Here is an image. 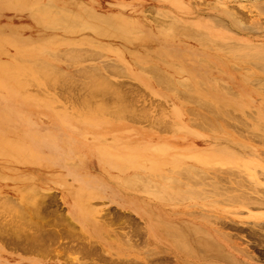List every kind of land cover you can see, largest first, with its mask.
<instances>
[{"label":"rangeland","instance_id":"1","mask_svg":"<svg viewBox=\"0 0 264 264\" xmlns=\"http://www.w3.org/2000/svg\"><path fill=\"white\" fill-rule=\"evenodd\" d=\"M0 65V264H263L264 0H0Z\"/></svg>","mask_w":264,"mask_h":264},{"label":"bare ground","instance_id":"2","mask_svg":"<svg viewBox=\"0 0 264 264\" xmlns=\"http://www.w3.org/2000/svg\"><path fill=\"white\" fill-rule=\"evenodd\" d=\"M239 3H240V2H239ZM260 3H261V2H260ZM32 5H33V4H32ZM34 5H35V4H34ZM252 7H253V6H252ZM243 16H244V15H243ZM169 18H170V17H169ZM58 19H60V18H58ZM250 19H251V18H250ZM253 19H254V18H253ZM63 20H64V18H63ZM239 20H240V19H239ZM242 20H243V19H242ZM65 21H66V20H65ZM67 22H68V20H67ZM76 23H77V22H76ZM260 23H261V22H260ZM241 24H242V23H241ZM232 25H233V24H232ZM162 26H163V25H162ZM165 26H166V25H165ZM177 26H178V25H177ZM177 26H176V28H177ZM181 26H183V25H181ZM229 26H230V25H229ZM72 27H73V26H72ZM179 27H180V26H179ZM192 27H193V26H192ZM261 27H262V26H261ZM104 28H105V27H104ZM200 29H201V28H200ZM178 30H179V29H178ZM176 31H177V30H176ZM241 31H242V30H241ZM208 32H209V31H208ZM126 33H127V32H126ZM131 33H132V32H131ZM191 33H192V32H191ZM191 33H190V35H191ZM198 33H199V32H198ZM240 33H241V32H240ZM132 34H133V33H132ZM188 34H189V33H188ZM194 35H195V34H194ZM201 35H202V34H201ZM248 35H249V34H248ZM195 36H197V35H195ZM195 36H192V37H195ZM205 36H206V35H205ZM192 37H191V38H192ZM200 37H201V36H200ZM212 37H213V36H212ZM203 38H204V37H203ZM94 39H95V38H94ZM192 39H194V38H192ZM211 42H213V41H211ZM106 43H107V42H106ZM217 43H218V42H217ZM165 44H166V43H165ZM219 45H220V44H219ZM216 46H217V45H216ZM247 46H248V45H247ZM219 47H220V46H219ZM230 47H231V46H230ZM230 47H229V48H230ZM208 48H210V47L208 46ZM232 48H233V47H232ZM247 48H248V47H247ZM165 49H167V48H165ZM210 49H211V48H210ZM223 49H225V48H223ZM235 49H236V48H235ZM257 49H258V48H257ZM261 49L263 50V48H261ZM162 50H163V49H162ZM175 50H177V49H175ZM175 50H173L172 52H174ZM179 50H180V49H179ZM228 50H229V49H228ZM248 50H249V49H248ZM248 50H247V51H248ZM79 51H80V50H79ZM160 51H161V50H160ZM165 51H167L166 53L170 54V53L168 52V50H165ZM233 51H234V50H233ZM237 51H238V49H237ZM245 51H246V50H245ZM245 51H244V52H245ZM74 52H75V51H74ZM147 52H148V51H147ZM151 52H152V51H151ZM158 52H159V51H158ZM182 52H183V51H182ZM229 52H230V51H229ZM91 53H92V52H91ZM144 53H145V52H144ZM154 53H155V52H154ZM175 53H176V52H175ZM227 53H228V52H227ZM242 53H243V52H242ZM251 53H252V51H251ZM89 54H90V53H89ZM95 54H96V53H95ZM142 54H143V53H142ZM159 54H160V53H159ZM177 54H178V53H177ZM152 55H153V54H152ZM156 55H158V54H156ZM160 55H161V54H160ZM178 55H179V54H178ZM246 55H247V54H246ZM248 55H249V54H248ZM165 56H166V55H165ZM176 56H177V55H176ZM240 56H241V55H240ZM240 56H239V57H240ZM242 56H243V55H242ZM253 56H255V55H253ZM82 57H83V56H82ZM145 57H147V56H145ZM145 57H144V58H145ZM172 57H173V56H172ZM140 58H142V57L140 56ZM151 58H152V57H151ZM161 58H163V56H161ZM165 58H166V57H165ZM87 59H88V57H87ZM68 60H69V59H68ZM147 61H149V60H147ZM150 61H151V60H150ZM161 61H162V60H161ZM199 61H200V59H199ZM133 62H134V61H133ZM156 62H157V61H156ZM243 62H244V61H243ZM134 63H135V62H134ZM134 63H133V65H134ZM146 63H148V62H146ZM157 63H158V62H157ZM153 64H154V62H153ZM154 66H156V65L154 64ZM157 66H158V65H157ZM135 67H137V66H135ZM140 67H141V66H140ZM158 67H159V66H158ZM112 68H113V67H112ZM115 68H116V67H115ZM159 68H160V67H159ZM141 69H142V68H141ZM16 70H17V71H19V70L22 71L23 68H22V66L19 67V68L16 67V68H14L12 71H16ZM105 70H106V69H105ZM110 70H111V69H110ZM134 70H135V68H134ZM153 70H154V69H153ZM156 70H157V68H156ZM190 70H191V69H190ZM0 71H1V75H4V76H5V74H3V73H6V71H9V69H8L6 66H4V65H0ZM157 71H158V70H157ZM159 71H160V70H159ZM180 71H181V70H180ZM2 72H3V73H2ZM136 72H137V71H136ZM147 72H148V71H147ZM153 72H154V71H153ZM181 72H183V71H181ZM181 72H180V73H181ZM188 72H190V71H188ZM56 73H57V72H56ZM171 73H172V72H171ZM11 74H12V73H10V74H8V75L10 76L11 79H14V77H15L16 74H15V75L13 74L12 76H11ZM120 74H121V73H120ZM133 74H135V73H133ZM157 74H158V73L156 72V75H157ZM100 75H101V74H100ZM135 75H136V74H135ZM66 76H67V75H66ZM127 76H128V75H127ZM136 76H137V75H136ZM99 77H100V76L98 75L97 78H99ZM175 77H176V76H175ZM102 78H103V77H102ZM138 78H139V77H138ZM141 78H142V77H141ZM152 78H153V77H152ZM156 78H157L156 80L159 79V81H160L161 84H162V82H165V81L160 80V78H158V76H157ZM176 78H177V77H176ZM191 78H192V77H191ZM143 79H144V78H143ZM161 79H163V77H162ZM192 79H193V78H192ZM4 80H5V79H0V84H2ZM202 80H203V79H202ZM204 80H205V79H204ZM139 81H140V80H139ZM159 81H157V82H158V85H159ZM177 81H178V80H177ZM194 81H195V80H194ZM174 82H175V81H174ZM181 82H182V81H181ZM151 83H152V82H151ZM171 83H173V82H171ZM177 83H180V81H178ZM183 83H186V82H183ZM183 83H182V84H183ZM187 83H188V81H187ZM202 83H203V81H202ZM202 83H201V84H202ZM94 84H97V83L95 82ZM94 84H92L91 87L89 86V87H90V91L93 93L94 96H95L96 93H99V92H100V93L105 92L106 87H107L106 84H104V86H103V85H102V86H99V85H94ZM161 84H160L159 86H161V87L163 88V85H161ZM5 85H6V84H5ZM76 85H77V84H76ZM173 85H174V84H173ZM185 85H186V84H185ZM196 85H197V84H196ZM64 86H65V85H64ZM129 86H130V85H129ZM169 86H170V85H169ZM180 86L182 87V85H180ZM187 86H188V85H187ZM199 86H200V85H199ZM164 87H165V86H164ZM166 87H167V86H166ZM174 87H175V85H174ZM178 87H179V86H178ZM178 87H177V88H178ZM181 87H180V88H181ZM183 87H184V86H183ZM70 88H71V87H70ZM133 88H134V87H133ZM88 89H89V88H88ZM119 89H120V88H119ZM124 89H125V88H124ZM128 89H129V87H128ZM134 89H135V88H134ZM175 89H176V88H175ZM178 89H179V88H178ZM120 90H122V89H120ZM125 90H126V89H125ZM140 91H141V90H140ZM169 91H170V90H169ZM176 91H177V90H176ZM178 91H180V90H178ZM181 91H182V90H181ZM122 92H123V91H122ZM125 92H126V91H125ZM127 92H128V91H127ZM135 92H136V89H135ZM182 92L184 93V91H182ZM89 93H90V92H89ZM92 93H91V94H92ZM132 93H134V92H132ZM183 93H182V94H183ZM125 94H126V93H125ZM127 94H128V93H127ZM180 94H181V93H180ZM182 94H181V96H183ZM84 95H85V94H84ZM104 95H105V94H104ZM134 95H135V94H134ZM177 95H178V94H177ZM185 95H186V94H185ZM87 96H88V95H87ZM98 96H99V95H98ZM123 96H124V95H123ZM145 96H146V95H145ZM179 96H180V95H179ZM233 96H234V95H233ZM11 97H13V96H11ZM11 97H9V98H11ZM108 97H109V96H108ZM108 97H107V98H108ZM129 97H130V95H129ZM146 97H147V96H146ZM103 98H104V97H103ZM110 98H111V97H110ZM124 98H125V97H124ZM179 98H180V97H179ZM188 98H189V97H188ZM198 98H200V97H198ZM99 99H100V98H99ZM105 99H106V98H105ZM122 99H123V98H122ZM133 99H134V98H133ZM185 99H186V98H185ZM10 100H11V99H10ZM112 100H113V99H112ZM190 100H191V99H190ZM196 100H197V99H196ZM204 100H205V99H203V101H204ZM117 101L119 102V101H122V100L119 99V100H117ZM126 101H127V100H126ZM126 101H125V102H126ZM134 101H135V99H134ZM134 101H133V102H134ZM136 101H137V100H136ZM188 101H189V100H188ZM191 101H193V100H191ZM205 101H206V100H205ZM110 102H111V101H110ZM128 102H129V100H128ZM196 102H197V101H196ZM198 102H199V101H198ZM198 102H197V106H199V103H198ZM90 103H91V102H90ZM191 103H193V102H191ZM207 103H208V102H207ZM109 104H110V103H109ZM204 104H205V103H204ZM132 105H133V104H132ZM134 105H135V104H134ZM194 105H195V104H194ZM201 105H202V104H201ZM210 106H211V104H210ZM213 106H214V104H213ZM215 106H216V105H215ZM135 107H136V105H135ZM204 107H205V105H204ZM213 108H214V107H213ZM129 109H130V108H129ZM129 109H128V110H129ZM212 110H213V109H212ZM137 111H138V110H137ZM141 111H142V110H141ZM208 111H209V110H208ZM214 111H215V110H214ZM176 112H177V111H176ZM179 112H180V111H179ZM216 112H217V111H216ZM221 112H222V111H221ZM119 113H122V112L120 111ZM174 113H175V112H174ZM174 113H173V114H174ZM193 113H194V112H193ZM195 113H196V112H195ZM210 113H211V112H210ZM214 113H215V112H214ZM176 114H178V113H176ZM216 114H217V113H216ZM216 114H214V115H216ZM218 114H220V113H218ZM218 114H217V115H218ZM224 114H225V113H224ZM178 115H179V114H178ZM198 115H199V114H198ZM200 115H201V114H200ZM209 115H210V114H209ZM212 115H213V114H212ZM214 115H213V116H214ZM231 115H232V114H231ZM248 115H249V114H248ZM195 116H196V115H195ZM202 116H204V115H202ZM202 116H201V117H202ZM218 116L220 117V115H218ZM250 116H251V115H250ZM125 117H126V116H125ZM198 117H199V116H198ZM226 117H228V114H226ZM131 118H132V117H131ZM176 118H177V117H176ZM207 118H208V116H207ZM220 118H221V117H220ZM220 118H219V119H220ZM129 119H130V118H129ZM133 119H134V118H133ZM216 119H218L217 116H216ZM221 119H222V118H221ZM233 119H234V118H233ZM253 119H254V118H253ZM130 120H132V119H130ZM135 120H141V119H136V118H135ZM135 120H134V121H135ZM190 120H191V119H190ZM205 120H206V119H205ZM132 121H133V120H132ZM193 121H194V120H193ZM212 121H213V120H212ZM215 121H217V120H215ZM221 121H222V120H221ZM235 121H236V120H235ZM135 122H136V121H135ZM197 122H199V121H197ZM197 122H196V123H197ZM207 122H210V123H211V121H207ZM217 122H218V121H217ZM219 122H220V121H219ZM158 123H159V122H158ZM174 123H175V122H174ZM153 124H155V123H153ZM164 124H165V123H163V127H164ZM208 124H209V123H208ZM158 125H159V124H158ZM165 125H166V126H168V125L170 126V124H165ZM171 125H172V124H171ZM175 125H176V124H175ZM205 125H207V124L205 123ZM211 125H212V124H210V126H211ZM242 125H243V124H242ZM151 126H152V125H151ZM154 126H155V125H154ZM169 126H168V127H169ZM193 126H194V125H193ZM200 126L203 127L202 125H200ZM212 126H215V124H213ZM234 126H236V125H234ZM168 127H166V128H168ZM172 127H173V126H172ZM176 127H177V126H176ZM155 128H156V127H155ZM159 128H160V127H159ZM166 128H165V129L163 128V130L165 131ZM169 128H170V127H169ZM169 128H168V129H169ZM207 128H208V127H207ZM214 128H215V127H214ZM218 128H219V127H218ZM238 128H239V126H238ZM238 128H237V129H238ZM172 129H173V128H172ZM174 129H175V128H174ZM200 129L202 130V128H200ZM156 130H157V129H156ZM158 130H159V129H158ZM175 130H176V129H175ZM177 130H178V129H177ZM204 130H205V129H204ZM212 130H214V129H212ZM88 131H89V130H88ZM168 131H169V130H168ZM207 131H209V130L207 129ZM239 132H240V131H239ZM241 132H243V131H241ZM133 133H134V132H133ZM236 133H237V132H236ZM253 133H254V132H253ZM239 134H240V133H239ZM256 134H259V133H256ZM241 135H242V134H241ZM254 136H255V135H254ZM258 136H259V135H258ZM41 137H42V136H41ZM99 137H100V135H99ZM260 137H261V136H260ZM96 140H97V139H96ZM96 140H95V141H96ZM97 142H98V141H97ZM117 143H118V142H117ZM164 145H165V144H164ZM240 145H241V144H240ZM114 147H115V146H114ZM126 147H127V146H126ZM153 147H154V146H153ZM153 147H151V148H153ZM119 148H120V147H119ZM128 148H130V147L128 146ZM46 152H47V151H46ZM232 152H233V151H232ZM10 153H11V152H10ZM136 153H137V152H136ZM151 153H152V152H151ZM228 153H230V152H228ZM44 154H45V153H44ZM118 154H119V153H118ZM145 155H147V154H145ZM107 156L109 157V155H107ZM115 156H116V155H115ZM134 156H135V155H134V152H133V157H134ZM136 156H137V155H136ZM108 157H107L106 159H108L107 161H110ZM139 157H140V156H139ZM135 158H136V157H135ZM188 158H189V160H190V157H188ZM52 159H53V158H52ZM140 159H142V158H140ZM129 160H130V159H129ZM132 160H133V159H132ZM143 160H144V159H143ZM146 160H147V159H146ZM111 161H112V160H111ZM139 161H140V160H139ZM144 162H145V161H144ZM131 164H132V163H131ZM137 164H138V163H137ZM139 164H140V163H139ZM113 165H114V164H113ZM125 165H128V164H125ZM141 165H142V164H141ZM141 165H140V166H141ZM204 165H205V164H204ZM133 166H134V165H133ZM147 166H149V165H147ZM210 166H211V165H210ZM137 167H138V166H137ZM188 167H189V166H188ZM218 167H219V166H218ZM182 168H183V167H182ZM193 168H194V167H193ZM193 168H192V169H193ZM220 168H221V167H220ZM189 169L191 170V168H189ZM184 170H185V168H184ZM197 170H198V169H197ZM186 171H187V169H186ZM169 172H170V171H169ZM175 172H177V171H175ZM184 172H185V171H184ZM188 172H189V170H188ZM192 172H195V173L198 174L199 170H198V171L192 170ZM208 172H209V171H208ZM173 173H174V172H173ZM185 173H186V172H185ZM189 173H190V172H189ZM189 173H186V175L188 176ZM195 173H194L193 175H194L195 177H196V176L198 177V176H200V174L202 173V171L199 173V175H195ZM213 173H214V172H213ZM213 173H211V174H213ZM221 173H222V172H221ZM174 174H175V173H174ZM191 174H192V173H191ZM232 174H233V173H232ZM236 174H237V173H236ZM262 174H263V173H262ZM182 175H183V173H182ZM184 175H185V174H184ZM203 175H204V173H203ZM245 175H246V174H245ZM259 175H260V174H259ZM187 176H186V179H187ZM205 176H206V175H205ZM216 176H217V175H216ZM261 176H262V175H261ZM184 177H185V176H184ZM189 177H190V176H189ZM206 177H207V176H206ZM206 177H204V180L206 179ZM214 177H215V176H214ZM220 177H221V176H220ZM220 177H219V178H220ZM162 178H163V177H162ZM162 178H161V179H162ZM191 178H192V176H191ZM200 178L202 179V176L199 177V179H200ZM215 178H217V177H215ZM224 178H225V177H224ZM238 178H240V177H238ZM260 178H262V177H260ZM133 179H134V178H133ZM135 179H136V178H135ZM165 179H166V178H165ZM170 179H171V178H170ZM176 179H177V178H176ZM183 179H185V178H183ZM189 179H190V178H189ZM207 179H208V178H207ZM220 179H221V178H220ZM116 180H119V179H116ZM138 180H139V179H138ZM140 180H141L140 183H143L144 188H147V187L144 185L145 183H146V185H150V183H148V182H150V180H146L145 182H144L145 178H144V179H141V178H140ZM140 180H139V181H140ZM142 180H143V182H142ZM194 180H196V179H194ZM194 180H192V181H194ZM212 180H213V179H212ZM260 180H262V179H260ZM3 181H4V180H3ZM167 181H168V180H167ZM173 181H174V180H173ZM202 181H203V179H202ZM208 181H210V180H208ZM223 181H225V180H223ZM248 181H249V180H248ZM118 182H120V181H118ZM132 182H133V181H132ZM135 182H136V180H135ZM169 182L171 183L172 181L170 180ZM176 182H177V181H176ZM186 182H187V181H186ZM190 182H191V181H190ZM195 182H197V185H199V184H198L199 181H194L193 184L196 186V183H195ZM236 182H237V181H236ZM236 182H235V184H237ZM245 182H247V181H245ZM251 182H252V181H251ZM147 183H148V184H147ZM178 183H179V182H178ZM182 183H183V182H181V184H182ZM199 183H201V182H199ZM206 183H207V182H206ZM206 183H205V184H206ZM209 183H211V182H209ZM212 183H213V182H212ZM223 183H224V182H223ZM227 183H228V181H227ZM247 183H248V182H247ZM138 184H139V183H138ZM176 184H177V183H176ZM205 184H204V186H205ZM230 184H231V183H230ZM238 184H240V182H239ZM241 184H243V183H241ZM249 184H251V183H249ZM130 185H131V184H130ZM133 185H134V184H133ZM133 185H132V186H133ZM135 185H136V184H135ZM201 185H202V183H201ZM207 185H208V183H207ZM207 185H206V187L211 186L212 184H211V185L209 184L208 186H207ZM213 185H214V184H213ZM216 185H217V184H216ZM244 185H245V184H244ZM244 185H243V186H244ZM247 185H248V184H247ZM125 186H126V185H125ZM141 186H142V185H140V187H141ZM143 186H142V187H143ZM178 186H179V185H178ZM185 186H187V185H185ZM192 186H193V185H192ZM218 186H220V184H219ZM218 186H217V187H218ZM238 186H239V185H238ZM240 186H241V185H240ZM127 187H129V186H127ZM134 187H135V186H134ZM153 187H155V186H153ZM167 187H168V186H167ZM213 187H214V186H213ZM232 187H233V186H232ZM245 187H247V186H245ZM248 187H249V186H248ZM251 187H252V186H251ZM132 188H133V187H132ZM136 188H139V187H136ZM136 188H135V189H136ZM155 188H156V187H155ZM210 188H211V187H210ZM215 188H216V187H215ZM229 188H230V187H229ZM133 189H134V188H133ZM140 189H141V188H140ZM147 189H149V188H147ZM164 189H165V188H164ZM188 189L190 190V188H188ZM203 189H204V188H203ZM205 189H206V188H205ZM211 189H212V188H211ZM211 189H210V192H211V193H214V190H215V189H214V188L212 189L213 192L211 191ZM234 189H235V188H234ZM248 189H250V187H249ZM253 189H255V188H253ZM260 189H262V188H260ZM186 190H187V189H186ZM186 190H185V192H187ZM191 190H193V189H191ZM194 190H196V189H194ZM207 190H208V189H207ZM235 190H236V189H235ZM251 190H252V189H251ZM251 190H250V191H251ZM255 190H256V189H255ZM31 191H32V189H31ZM33 191H34V190H33ZM33 191H32V192H33ZM38 191H39V190H38ZM142 191H146V192H147V190H143V188H142ZM148 191H150V190H148ZM156 191H157V189H156ZM183 191H184V190H183ZM205 191H206V190H205ZM208 191H209V190H208ZM252 191H254V190H252ZM258 191H259V190H258ZM258 191H257V192H258ZM35 192L37 193V191H35ZM185 192H184V193H185ZM188 192H191V193H192V191H188ZM199 192H200V191H198V193H199ZM210 192H208V193H210ZM225 192H226V194L228 195V192L226 191V189H225ZM238 192H239V191H238ZM36 193H35V194H36ZM139 193H140V192H139ZM141 193H142V192H141ZM151 193H152V192H151ZM164 193H165V192H164ZM195 193H196V191H195ZM203 193H205V192H203ZM217 193H218V192H217ZM239 193H240V192H239ZM241 193H242V192H241ZM246 193H248V192H246ZM154 194H155V193H154ZM193 194H194V192H193ZM214 194L216 195V193H214ZM224 194H225V193H224ZM235 194H236V193H235ZM162 195H163V192H162ZM227 195H225V196H227ZM239 195H240V194H239ZM241 195H243V194H241ZM247 195H248V194H247ZM259 195H260V194H259ZM182 196H183V195H182ZM198 196H199V195H198ZM217 196H218V195H217ZM231 196H232V195H231ZM253 196H254V195H253ZM253 196H251V197H253ZM39 197H40V196H39ZM171 197H172V196H171ZM196 197H197V196H196ZM202 197H203V196H202ZM251 197H250V199H252L251 201L253 202V204L256 203V205H257V204H261V205L264 206V202H261V200L259 201L258 199H256V198H255L256 196H254L253 198H251ZM257 197H258V196H257ZM262 197H263V196H262ZM187 198H188V196H187ZM203 198H204V197H203ZM207 198H209V197H207ZM227 198H229V197H227ZM247 198H248V197H247ZM40 199H41V198H40ZM180 199H181V198H180ZM188 199H190V198H188ZM233 199H234V198H233ZM239 199H240V198H239ZM243 199H245V198H243ZM250 199H249V200H250ZM10 200H11V199H10ZM38 200H39V199H38ZM178 200H179V199H178ZM184 200L186 201L187 199L184 198ZM217 200H219V199H217ZM226 200H227V199H226ZM229 200H231V199L229 198ZM240 200H241V199H240ZM240 200H238V201H240ZM246 200H247V199H246ZM166 201H167V200H166ZM168 201L171 202L170 200H168ZM174 201H175V200H174ZM212 201H213V200H212ZM241 201H243V200H241ZM247 201H248V200H247ZM38 202H39V201H38ZM41 202H42V201H41ZM228 202H229V201H228ZM252 202H250V203H252ZM247 203H248V202H247ZM247 203H246V204H247ZM250 203H249V204H250ZM40 204H41V206H42V203H39V205H40ZM220 204H221V202H220ZM223 204H224V203H223ZM231 204H235V203H230V205H231ZM236 204H237V203H236ZM243 204H245V203H243ZM243 204H241V205H243ZM37 206H38V205H37ZM37 206H36V207H37ZM245 206H246V205H245ZM78 207H79V206H78ZM38 208H39V207H38ZM263 208H264V207H263ZM36 209H37V208H36ZM73 209H75V207H74ZM76 209H77V208H76ZM21 210H22V209H21ZM41 211H42V209H41ZM41 211H40V209H39V211H37V213L40 212V214L42 215V213H44V212H43V211L41 212ZM45 212H46V211H45ZM146 212H147V211H146ZM149 212L151 213V211H149ZM15 213H16V211H15ZM22 213H23V212H22ZM150 213H149V214H150ZM38 214H39V213H38ZM40 214H39V215H40ZM11 215H12V214H11ZM22 215H23V214H22ZM44 215H45V214H44ZM154 215H155V214H154ZM193 215H194V214H193ZM201 215L203 216L204 214H201ZM23 216H24V215H23ZM199 216H200V215H199ZM24 217H25V216H24ZM42 217H43V216H42ZM155 217H156V216H155ZM26 218H27V217H26ZM40 218H41V217H40ZM46 218H47V217H46ZM206 218H207V217H205L204 219H206ZM208 218H209V217H208ZM208 218H207V219H208ZM212 218H213V216H212ZM17 219H18V218H17ZM44 219H45V218H44ZM44 219H41V220H44ZM154 219H156V218H154ZM157 219H158V218H157ZM202 219H203V217H202ZM214 219H215V216H214ZM216 219H217V218H216ZM218 219H219V218H218ZM19 220H21V219H19ZM209 220H211V219H209ZM222 220H223V218H222ZM225 220H226V219H225ZM27 221H28V218H27ZM159 221H160V220H159ZM214 221H216V220H214ZM214 221H213V222H214ZM160 222H161V221H160ZM163 222H164V221H163ZM163 222H161V223H163ZM210 222H211V221H210ZM210 222H209V223H210ZM24 223L26 224V223H28V222H24ZM29 223H31V221H29ZM211 223H212V222H211ZM261 223L263 224V222H261ZM44 224H45V223H43V225H44ZM217 224H218V221H217ZM258 224H259V223H258ZM262 224H261V225H262ZM22 225H24V224L22 223ZM31 225H33V224H31ZM46 225H47V224H46ZM46 225H45V226H46ZM191 225H192V224H191ZM261 225H260V226H261ZM27 226H28V225H27ZM34 226L36 227V225H34ZM164 226H165V225H164ZM172 226H177V225H173V224H172ZM172 226H170V227L173 228ZM218 226H220V225L218 224ZM254 226L257 227V224H255ZM263 226H264V225H263ZM30 227H31V229H32L33 226H29V229H30ZM38 227H39V226H38ZM42 227H43V226H42ZM168 227H169V225H168ZM168 227H167V228H168ZM186 227H187V226H186ZM194 227H195V226H194ZM220 227H222V226H220ZM229 227H230V226H229ZM25 228H26V227H25ZM27 228H28V227H27ZM40 228H41V227H40ZM174 228H175V227H174ZM177 228H178V227H176V229H177ZM195 228H196V227H195ZM230 228H231V227H230ZM258 228H261V229H262V226L259 227V225H258ZM31 229H30V230H31ZM33 229H35V228H33ZM41 229H42V228H41ZM188 229H189V228H188ZM221 229H222V228H220L219 230H221ZM234 229H235V228H234ZM143 230H144V229H143ZM212 230H214V228H213ZM223 230H224V229H223ZM232 230H233V229H232ZM232 230H231V231H232ZM251 230H252V229H251ZM33 231H35V230H33ZM38 231H40V230H36L35 232L38 233ZM168 231H170V230H168ZM177 231H178V229H177ZM179 231H180V230H179ZM182 231H183V230H182ZM182 231H181V232H182ZM191 231H192V229H191ZM216 231H217V235H218L220 238H223V239L228 243L229 247H231V249L234 250V252H236L237 254L244 255V257H245V255H246V254H245V251H243V250H241V249L239 248V246L241 247L240 244H241L242 241L239 243V246H237V245H238V244H237V241H236L235 243H232L233 240L231 239L232 242H230V239H229V238H232L230 235H225L224 233L221 234V233H218V232H219L218 230H216ZM242 231H243V230H242ZM246 231H247V230H246ZM253 231H254V229H253ZM40 232H41V231H40ZM42 232H43V231H42ZM68 232H69V231H68ZM150 232H152L153 234H154V232H155V231H154V228H153V226H152L151 224H150ZM173 232H175V231H173ZM173 232H172V234H175V233H173ZM188 232H189V231H188ZM214 232H215V231H214ZM232 232H233V231H232ZM244 232H245V231H244ZM250 232L253 233L252 231H250ZM254 232H255V235H256V231H254ZM258 232L260 233V231H258ZM37 233H36V234H37ZM43 233H44V232H43ZM206 233H207V232H206ZM206 233H205V234H206ZM215 233H216V232H215ZM236 233H238V232H236ZM239 233H240V232H239ZM251 233L249 234V232H248L249 236H253V235H254V233H253V235H251ZM261 233H262V232H261ZM261 233H260V234H261ZM145 234H146V232H145ZM185 234H186V233H185ZM199 234H200V233H198V236H199ZM201 234H202V233H201ZM226 234H227V233H226ZM231 234H232V233H231ZM257 234H258V233H257ZM260 234H259V236H260ZM29 235H30V234H29ZM175 235H176V234H175ZM202 235H204V233H203ZM206 235H208V233H207ZM236 235H238V234H236ZM245 235H246V234H245ZM255 235H254V236H255ZM22 236H23V235H22ZM35 236H37V235H35ZM38 236H39V235H38ZM38 236H37V237H38ZM41 236H42V235H40V237H41ZM43 236H45V234H43ZM171 236H172V235H171ZM198 236H197V240H198V238H199ZM200 236H201V235H200ZM232 236L234 237L233 239H235L236 236H234V235H232ZM259 236H258V237H259ZM17 237H18V236H17ZM19 237H21V235H20ZM23 237H24V236H23ZM32 237H33V236H32ZM37 237H36V238H37ZM166 237H167V236H166ZM179 237H180V236H179ZM182 237H184V236H182ZM203 237H205V236L200 237L201 240H198V241H199V242L202 241V242H200V243H201V246H204V243H203V242H205V246H204L205 249L207 248V247H206V244H207L208 246H211V244L214 243V245L212 244L213 246H211L212 248L210 247V249H211L213 252H215L214 256H211V258H212V257L214 258V259H213L214 261H215V260H219V258H220V260L223 259V260H225V261H226V260H232L233 258H235L231 253H229V252L227 251V248L225 249L221 244L218 245V243L215 242V241H216L215 239H213V240L211 241L210 239H212V238H211L210 235H209L210 239H207V238H208V236H207V237L204 239V241L202 240ZM258 237H257V239H258ZM34 238H35V237H34ZM34 238H33V239H34ZM180 238H181V237H180ZM216 238H218V237H216ZM236 238H237V237H236ZM240 238H241V237H240ZM249 238L252 239V237H249ZM253 238H254V237H253ZM22 239H23V238H22ZM206 239H207L208 242L205 241ZM237 239H238V238H237ZM255 239H256V237L254 238V240H255ZM257 239H256V240H257ZM20 240H21V239H20ZM29 240H30V239H29ZM34 240H35V239H34ZM38 240H39V239H38ZM182 240H183V238H181V241H182ZM184 240H185V239H184ZM184 240H183V241H184ZM238 240H239V239H238ZM240 240H241V239H240ZM245 240H246V239H245ZM256 240H255V241H256ZM260 240H261V239H260ZM260 240H257V241L260 242ZM21 241H23V240H21ZM21 241H20V242H21ZM25 241H26V240H25ZM27 241H28V239H27ZM31 241H32V240H31ZM185 241H186V240H185ZM185 241H184V242H185ZM198 241H197V242H198ZM249 241H250V240H249ZM29 242H30V241H29ZM32 242H33V241H32ZM35 242H36V241H35ZM35 242H34V244H35ZM186 242H187V241H186ZM199 242H198V244H199ZM209 242H210V243L212 242V243L210 244ZM229 242H230V243H229ZM238 242H239V241H238ZM261 242H263V244H264V239H263V241H261ZM261 242L258 243V244H259V247L262 245ZM202 243H203V244H202ZM242 243H243V242H242ZM256 243H257V242H254V241H253V246H254V247L256 246ZM20 244H21V243H20ZM180 244H181V242H180ZM245 244H246V243H245ZM254 244H255V245H254ZM258 244H257V245H258ZM260 244H261V245H260ZM42 245H43V244H42ZM243 245H244V244H243ZM248 245H249V244H248ZM181 246H182V244H181ZM185 246H186V243H185ZM198 246H200V244H199ZM250 246H252V245H250ZM27 247H28V246H27ZM187 247H188V246H187ZM256 247H258V246H256ZM263 247H264V246H263ZM40 248H41V247H40ZM176 248H179V247H176ZM180 248H181V247H180ZM183 248H186V247H183ZM251 248H253V247H249V248L247 247V249H248L247 252H250V253H251V251L249 250V249H251ZM261 248H262V247H260V249H261ZM188 249H190V247H188ZM198 249H199V248H198ZM201 249H202V247H201ZM207 249H208V248H207ZM242 249H243V246H242ZM244 249H245V248H244ZM256 249H258V248H256ZM260 249H259V250H260ZM262 249H263V248H262ZM191 250H193V248H192ZM202 250H204V249H202ZM208 250H209V249H208ZM245 250H246V249H245ZM253 250H254V249H253ZM259 250H257V251H259ZM209 251H210V250H209ZM212 251H211V252H212ZM260 251H261V250H260ZM262 251H264V250H262ZM186 252H188V251H186ZM197 252H198V251H197ZM206 252H207V250H204V253H206ZM247 252H246V253H247ZM192 253H193V252H192ZM194 253H195V252H194ZM194 253H193V254H194ZM253 253H254V252H253ZM253 253H251V254H253ZM193 254H192L191 257H193V256L195 257V255H193ZM195 254H196V253H195ZM197 254H199V253H197ZM206 254L209 256L211 253L208 252V253H206ZM206 254H205V255H206ZM247 254H248V253H247ZM257 254H258V253H257ZM260 254H261V253H260ZM260 254H259V255H260ZM262 254H263V253H262ZM211 255H213V254H211ZM248 255H250V254H248ZM259 255H258V256H259ZM263 255H264V254H263ZM263 255H262V256H263ZM208 256H206V257H208ZM215 256H216V257H215ZM254 256H255V255H254ZM254 256H251V255H250V256H246V258H248V259L250 258L253 262H256V261H254V260H255V257H254ZM201 257L205 258L204 256H201ZM209 257H210V256H209ZM251 257H252V258L254 257V258H253L254 260H253ZM259 257H260V256H259ZM205 259H208V258H205ZM258 259H259V258H258ZM235 260H237V259L232 260V261H234L233 264H241V263H244V262H245V261H243V262L241 261V262H240L239 260H237V261L240 262V263H239V262H237V261H235ZM256 260H257V259H256ZM225 261H224V262H225ZM257 261H258V260H257ZM259 261H261V259H260ZM228 262H229V261H228ZM228 262H226V263H228ZM230 262H231V261H230ZM230 262H229V263H230ZM216 263H217V262H216ZM216 263H215V264H216ZM245 263H247V262H245ZM259 263H260V262H259ZM262 263L264 264V262H262ZM219 264H220V263H219ZM230 264H232V263H230Z\"/></svg>","mask_w":264,"mask_h":264},{"label":"crops","instance_id":"3","mask_svg":"<svg viewBox=\"0 0 264 264\" xmlns=\"http://www.w3.org/2000/svg\"><path fill=\"white\" fill-rule=\"evenodd\" d=\"M127 203H131V205L128 207H126L129 211H132V210H135V206H136V204H135V202H134V200L132 199V200H127L126 201ZM129 205V204H128Z\"/></svg>","mask_w":264,"mask_h":264}]
</instances>
